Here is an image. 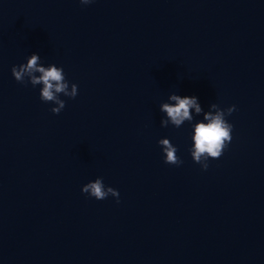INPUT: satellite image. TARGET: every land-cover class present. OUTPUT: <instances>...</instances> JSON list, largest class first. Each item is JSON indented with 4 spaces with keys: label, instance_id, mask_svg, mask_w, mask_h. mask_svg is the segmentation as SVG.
<instances>
[{
    "label": "water",
    "instance_id": "1",
    "mask_svg": "<svg viewBox=\"0 0 264 264\" xmlns=\"http://www.w3.org/2000/svg\"><path fill=\"white\" fill-rule=\"evenodd\" d=\"M34 53L78 85L58 115L12 75ZM172 94L236 106L207 171ZM0 264H264V0H0Z\"/></svg>",
    "mask_w": 264,
    "mask_h": 264
},
{
    "label": "clouds",
    "instance_id": "2",
    "mask_svg": "<svg viewBox=\"0 0 264 264\" xmlns=\"http://www.w3.org/2000/svg\"><path fill=\"white\" fill-rule=\"evenodd\" d=\"M92 2L93 0H80L83 5ZM12 75L21 84L30 82L33 87L43 85L40 99L45 103L52 102L57 105V107L51 109L57 115L66 106V102L60 98L61 94L72 99H75L78 95L77 84L73 83L71 90H69V82L66 80L63 68L57 67L55 64L47 67L43 66L41 57L36 53L27 59L26 64L13 66ZM169 100L174 103L165 102L160 106L161 112L167 114V118L161 121L163 127H167L171 123L179 128L185 121H193L194 117L191 114V109H195L197 115L203 113V120L194 125V135L191 137L193 146L190 152L194 162L200 164L202 169L207 171L209 159L220 158L233 139L234 126L227 121L226 116H230L236 111V106L232 105L227 109H221L218 104L212 103L210 110L205 112L195 96L182 97L172 94ZM158 143L166 154V164L176 166L183 164V160L177 155L178 148L172 144L170 139H161ZM82 192L96 200H104L111 195L117 198V203L120 202L119 191L111 186L106 187L102 177L84 185Z\"/></svg>",
    "mask_w": 264,
    "mask_h": 264
}]
</instances>
